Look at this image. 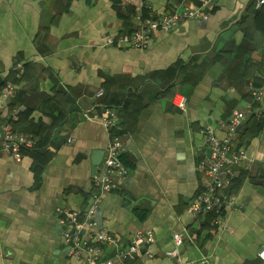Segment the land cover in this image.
Masks as SVG:
<instances>
[{
  "label": "crops",
  "instance_id": "obj_1",
  "mask_svg": "<svg viewBox=\"0 0 264 264\" xmlns=\"http://www.w3.org/2000/svg\"><path fill=\"white\" fill-rule=\"evenodd\" d=\"M205 2L0 0L1 122L39 144L17 162L0 143V264H87L69 254L60 211L93 205L109 135L123 138L128 174L97 205L96 226L125 246L138 232L155 237L153 258L125 264H264V118L248 117L234 144L247 155L230 186L236 208L220 224L214 212L195 220L191 211L203 186L201 131L223 137L220 124L264 86V9ZM186 9L208 18L154 32L143 51L105 44ZM8 85L15 94L5 100ZM114 252L105 247L104 257Z\"/></svg>",
  "mask_w": 264,
  "mask_h": 264
},
{
  "label": "built area",
  "instance_id": "obj_2",
  "mask_svg": "<svg viewBox=\"0 0 264 264\" xmlns=\"http://www.w3.org/2000/svg\"><path fill=\"white\" fill-rule=\"evenodd\" d=\"M213 0H206L204 4ZM255 8H264V0H253ZM207 19L199 9H186L183 15H163L158 18H149L141 21L137 30L129 34H123L117 39L109 38L106 46H127L134 50H146L154 32L172 31L180 22L194 19ZM15 87L8 85L3 94L5 100L13 97ZM100 95L103 91H100ZM252 104L245 111L233 112L230 117L219 126L223 131V137H219L212 127H205L201 134L206 139V152L200 162L198 171L203 175L202 190L191 205V211L195 220L209 213H216L218 218L215 223L220 224L222 213L226 209L236 208L237 203L233 195L229 194L232 180L238 169L243 168L247 161L246 152L243 149L235 151L239 131L248 117L264 118V86L252 88ZM173 104L181 111L187 108V99L177 95ZM1 112V111H0ZM16 114H13V118ZM110 122H105L108 128ZM69 140L68 143H71ZM0 143L3 152L9 154L17 162H20L24 151H33L38 148L36 140L31 136L14 131L7 124H2L0 113ZM125 150L123 138L110 136L105 157L100 172L96 175L97 192L93 195V205L85 212L62 210L60 222L67 227L65 239L70 246L69 254L76 259H84L87 264H125L127 261L136 262L142 255L153 258L150 247L155 243V237L151 232H138L133 235L130 243L125 246L123 241L106 229H98L95 222L96 207L116 187V181L123 179L128 170L121 162V155ZM182 233H175L173 239L178 245L183 239ZM105 247L114 249V254L104 257ZM177 250L168 252L167 256L176 257ZM259 258L264 261V249L259 253Z\"/></svg>",
  "mask_w": 264,
  "mask_h": 264
},
{
  "label": "water",
  "instance_id": "obj_3",
  "mask_svg": "<svg viewBox=\"0 0 264 264\" xmlns=\"http://www.w3.org/2000/svg\"><path fill=\"white\" fill-rule=\"evenodd\" d=\"M99 164H100V162H95L94 163V166H95V169H94V175H95V173H96V168L99 166ZM122 203H123V206L125 207V208H129L130 206H133L135 203H133V201H131L130 199H126V198H124L123 199V201H122ZM127 206H129V207H127ZM131 208V207H130Z\"/></svg>",
  "mask_w": 264,
  "mask_h": 264
},
{
  "label": "trees",
  "instance_id": "obj_4",
  "mask_svg": "<svg viewBox=\"0 0 264 264\" xmlns=\"http://www.w3.org/2000/svg\"><path fill=\"white\" fill-rule=\"evenodd\" d=\"M255 7V6H254ZM264 8H262V9H258V10H256V12H258V11H262ZM250 14H253L254 12H253V9H249V11H248ZM256 14V13H255ZM254 15V14H253ZM21 133V132H20ZM32 139H34L33 137H32ZM34 140H36V139H34ZM37 141V140H36ZM38 143V142H37ZM38 146H39V144H38ZM212 226H213V222H212ZM214 228V227H213Z\"/></svg>",
  "mask_w": 264,
  "mask_h": 264
}]
</instances>
